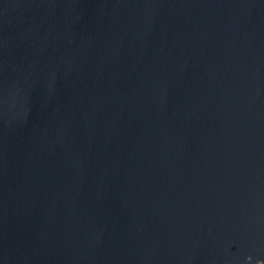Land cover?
Returning <instances> with one entry per match:
<instances>
[{
  "label": "water",
  "instance_id": "water-1",
  "mask_svg": "<svg viewBox=\"0 0 264 264\" xmlns=\"http://www.w3.org/2000/svg\"><path fill=\"white\" fill-rule=\"evenodd\" d=\"M0 264H264V0H0Z\"/></svg>",
  "mask_w": 264,
  "mask_h": 264
}]
</instances>
